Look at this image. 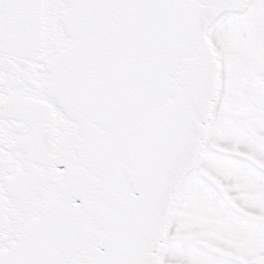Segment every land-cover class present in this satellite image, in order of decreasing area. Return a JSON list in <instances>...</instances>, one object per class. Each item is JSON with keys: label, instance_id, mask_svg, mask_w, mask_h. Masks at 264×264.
Here are the masks:
<instances>
[{"label": "snow or ice", "instance_id": "snow-or-ice-1", "mask_svg": "<svg viewBox=\"0 0 264 264\" xmlns=\"http://www.w3.org/2000/svg\"><path fill=\"white\" fill-rule=\"evenodd\" d=\"M0 264H264V0H0Z\"/></svg>", "mask_w": 264, "mask_h": 264}]
</instances>
